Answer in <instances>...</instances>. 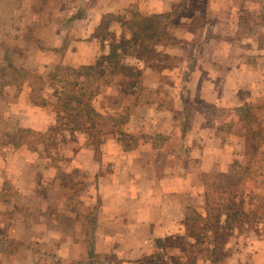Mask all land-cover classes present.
I'll use <instances>...</instances> for the list:
<instances>
[{
  "label": "crops",
  "instance_id": "obj_1",
  "mask_svg": "<svg viewBox=\"0 0 264 264\" xmlns=\"http://www.w3.org/2000/svg\"><path fill=\"white\" fill-rule=\"evenodd\" d=\"M7 1L0 0V15L8 7L4 4ZM120 1L123 0H109L84 15L74 12L60 26L42 23L36 31L33 23L35 39L30 42L23 39V19L19 21L21 28L13 26L19 12L20 19L23 18V8L9 10L4 19L5 29L0 30V66L13 65L21 72L34 69L39 73L57 66L94 64L101 54L110 51V41L103 40L97 34V28L105 17L122 14L124 2L120 4ZM143 1L149 4L148 8L140 7L143 15L165 13L173 5V0ZM127 15L123 17L131 16ZM201 16L204 21L199 30L190 27V22L182 21L180 31L173 32L177 42L160 47L164 53L178 58V64L160 70L135 59L133 64L142 69L140 79L129 86L124 81L108 86L93 101L95 108L105 114L111 112L110 108L106 110L107 104L100 103L115 91L120 94L127 91L133 99L127 102L131 108L123 131L142 133L146 139L127 149L112 135L102 140L100 150L104 152L98 156L93 154L95 145L91 142V145L77 147L67 159L73 170L87 175L88 186L80 193L61 182H55L52 187L46 185L44 173L33 156H22V166L16 168L13 164L19 160V150L15 155L0 152V204L3 205L0 207V264H141V259L153 253L158 239L184 233L187 209L199 197L194 191L202 184L203 175L213 170L210 167L217 166V160L211 156L215 150L222 151L220 148L224 145L218 122L214 127L202 118L196 128L193 123V127L191 123H184L193 115L189 100L193 85L204 83L207 87L201 92H207L209 87L215 91V85L221 83L219 70L227 66L214 57L219 55L217 51L213 52V57L210 54L211 48H224L229 36L219 32L218 23L213 19L220 18L213 13L209 1ZM83 21L87 27H84L86 36L78 38V22ZM45 26L55 29L54 32L44 34L42 28ZM122 30L121 27L117 35ZM14 32L20 41L11 43L8 39L5 42V38ZM193 55L196 62L191 63ZM12 81L13 84L7 81L2 85L5 91L0 95V101L6 93L10 95L11 87L16 88L18 83ZM169 81L174 82L173 91L167 88L172 86L167 85ZM29 85L24 86L15 99L25 104V110L15 113L12 107L13 110L3 113V105H0V133L15 127L8 128L9 116L18 119L20 115L22 119L15 123L20 126L37 130L46 128L44 120L35 121L34 118V113L45 111L46 105L30 101L34 86ZM183 99L186 100L185 107ZM220 99L224 97L217 93L215 106L219 105ZM170 100L174 101L173 105ZM199 113L207 115L205 110H199ZM162 136L165 140L160 142ZM202 137L205 138L203 141ZM28 168L31 172L24 180ZM226 170L220 169V172ZM15 192L16 197L12 198ZM8 211L14 215H9ZM54 245L56 248L52 250L50 247ZM250 249L249 245L243 258H237L235 263L250 264L249 258L261 254Z\"/></svg>",
  "mask_w": 264,
  "mask_h": 264
},
{
  "label": "rangeland",
  "instance_id": "obj_2",
  "mask_svg": "<svg viewBox=\"0 0 264 264\" xmlns=\"http://www.w3.org/2000/svg\"><path fill=\"white\" fill-rule=\"evenodd\" d=\"M155 1L159 2V0ZM207 1H209L210 8H212L215 16L220 18L213 19L214 22L217 21L218 23L219 32H222L224 36H229V40H227L228 43L223 42L227 43V45L223 44L224 48H216V50L211 48L210 54L213 57V52L217 51L216 54L219 55L214 57L219 58V60L223 62V65L225 64L227 66L220 68L218 74L221 77V83L215 85V91L209 87L207 91L209 92V97L207 92H201V90L207 87L206 84L193 85L191 90L192 94L189 96L193 115L191 119H187L184 123L186 122L189 125L191 123V126L193 123L196 128L203 119L204 121L207 120V123H212L214 127H216L214 124L218 122L219 134L224 145L220 148L222 151L219 152L215 150L216 152H213L214 154L211 153L213 154L211 158L217 160V166L210 167L213 168V170L209 172H219L220 169H227L226 171L230 172L233 170L236 161L243 167L250 164L249 171L244 173L245 179L238 187V190L242 192L245 201L244 208L248 216L245 217L246 219L243 225L234 228L231 232L229 231L219 240L216 253L212 254L208 250L198 253L197 249H194L193 251L190 250V255L188 256L190 259L191 257L196 258L195 256L197 255L196 264H209L208 262H210V264H236L237 258H243L245 252H247L245 250L250 245V248H252L250 250L261 252L256 258H249L250 264H264V0H173V5L170 10L167 11L171 13V30L173 32H179V28H181L180 23L182 21L190 22V27L199 30L203 25L204 19L201 14L207 6ZM105 2H109V0H90V2L86 1L84 3L81 0H8L4 2L8 7H5L1 13L4 18L1 19L0 15V30L5 29L6 23L4 19L7 18L5 15L9 13V10L15 9V7H17L16 9L23 8V18L20 19L21 15H19V12L13 26L21 28L22 23H19V21L23 19V23L25 24L24 33L22 34L24 37L23 39L30 42L35 39L33 35L35 26L36 31L38 25L42 23H46V25L57 24V26H60V24H63L67 20L68 15L74 12H77V14L83 13L84 15L87 11L95 8V6H103ZM123 2L122 11L120 12L122 14L115 13L117 15L113 14L110 17L111 19H109L110 25L108 30L112 29V33L115 35L118 34V31L121 32L122 23L120 20H122L124 15H132L138 12L140 7H149V4H145L143 0H123L120 1V4ZM33 23L35 26H33ZM78 23V38H83L86 36V30L84 28L86 27L85 21ZM236 29L238 30L237 33L235 32ZM54 30L55 29L47 28L46 26L42 28V32L47 35L53 33ZM234 33L237 35L236 39L233 38ZM15 34L16 32L10 36L8 35V38H5V42L8 39H10L9 42L11 43H14L16 40L20 41V38ZM5 35H7V33ZM33 48H35V46ZM8 61L10 62V60ZM125 61L132 64L135 59L129 56ZM52 70L53 69H45L38 73L34 69H26L23 72L24 75L21 77L16 72L13 65L12 67L10 65L6 68L0 66V95L4 94L3 91H5V89L2 85L8 80H14L18 83L16 84V88L11 87L10 95L8 96V93H6L5 97H3L4 100L0 101V105H3L1 106L3 113L13 110L11 109L12 107H14L15 113H20L22 110H25V104L16 102L15 99H17V96L23 90L24 86H30L29 84L33 86L31 82H35L34 95L31 93V98L33 97V99L37 101L30 100L33 101V104L42 105L40 103L43 100V96L49 99V104H46L45 111L34 113L35 121H45L46 128L43 130L15 124L22 119L19 114L18 119H15L13 116L8 117V128L9 126L15 127H11L12 129L10 128L7 132L16 133L18 136H24L27 142L21 146H16L11 143L13 142L12 140L4 137L5 133H0V152H4L5 154L13 153L15 155L19 150V160L13 164L16 168H18V166L21 168L22 163L20 165V161H22V156H33L32 159L38 162L36 164L39 166L41 172L44 173L43 176L46 185L52 187L55 185V182H61V184L67 185L70 189L80 193L81 190L88 186L87 182L89 181L87 180V175L81 173L77 169L73 170V168L69 166L67 159V157L73 154V151H75L77 147L91 145V143H93V145H95L93 146V154L98 156L102 155L104 152L103 149L102 151L100 150L102 140L108 139L112 137V135H114L115 138L117 137V140L120 138L125 148L128 145L133 148L146 138L142 133H135L132 134V137L124 138L121 137L120 132L105 131L97 135L99 140L95 143L92 139L93 137L90 136L91 134L87 133L77 134L73 138L68 131H59L55 134L51 133V126L55 125L58 120L57 115L61 114L59 111L62 112L64 109L61 103L59 106H56L58 100L57 96H52L53 88L51 86H47L45 90H41L39 89L40 85L36 84V82L38 79H42L50 83V81L45 80V78ZM27 71H29V73H26ZM206 73L207 72L203 73L204 78ZM122 81H124V79L120 76L108 83H103L95 99L101 96L108 86L115 85V83L118 82L121 84ZM27 82L28 84H26ZM167 85H172L167 88L173 91L172 87H174V82L169 81ZM124 93H127V91L123 90L121 93L122 96L119 92L115 91L100 103L101 105L104 103L107 104L106 110L110 108L109 111L111 112L106 111V119H104L105 124L98 126V130L112 129L115 127L113 119L122 121L128 115L131 107L127 102H131L133 97L129 93L123 95ZM217 93L221 96L223 95L224 99H220L219 105L217 106L216 104L215 106L214 102L216 103V101L214 100L216 99ZM165 101L167 102L168 99ZM172 102L174 101L170 100V105H173ZM245 107L247 109H245ZM199 110H205L207 115L204 116L200 114ZM0 112L2 111L0 110ZM66 114V112L62 113L63 116H66ZM123 127L120 129L123 130ZM185 127H188V125H185ZM21 128L32 129L36 134L18 133ZM42 134H49V136L43 138ZM203 134H205V132ZM163 139L165 140V137L162 136L159 141L161 142ZM204 139L205 138L202 137L201 141ZM56 140L58 144L52 145ZM235 170H237V168ZM25 172L26 175L24 180H26L31 171L28 168ZM201 182L202 184L194 191V195L197 196L199 194V197H196L190 206L201 207L204 204L203 194H205L206 189L203 177L201 178ZM45 184L43 186H45ZM16 186L17 185L14 187ZM15 195L16 192L11 195V197H16ZM95 204H97V202ZM0 207H3V205L0 204ZM0 211H2V209H0ZM93 212H95V210ZM8 213L11 216L14 215L12 211H8ZM85 213H87V211ZM184 234L185 228L182 235ZM209 234L211 233L209 232ZM243 245H245V247ZM207 246L209 250L214 247L212 239L208 240ZM50 248L54 250L56 247L54 245ZM157 251L151 254L155 256L157 264H165V262L167 264H177L172 260V253H168L164 255V257L159 258L161 251ZM173 254L178 255L179 253ZM238 254L242 256L236 257ZM144 258V263L150 264L152 257L150 258V255H148V257L145 256ZM187 259V257H182L178 264H182V262L187 261ZM245 260L246 259L241 262ZM205 261H207V263Z\"/></svg>",
  "mask_w": 264,
  "mask_h": 264
},
{
  "label": "trees",
  "instance_id": "obj_3",
  "mask_svg": "<svg viewBox=\"0 0 264 264\" xmlns=\"http://www.w3.org/2000/svg\"><path fill=\"white\" fill-rule=\"evenodd\" d=\"M109 17H105V20L97 28V34L103 40L110 41L108 54H101L97 61L90 65L57 66L45 78L50 83L42 79L37 80L36 84L40 85L39 89L45 90L47 86L53 88L52 96H57L58 100L56 106L61 103L64 109L62 112L59 111L61 114L57 115V122L51 126V133L68 131L72 138L77 134L87 133L91 134L90 136L93 137L95 143L99 140L97 135L105 131L120 132L121 137L124 138L132 137V134H127L120 129L127 123L129 114L122 121L113 119L116 130L114 128L98 130V126L104 125V119H106L105 114L99 112L93 105L95 97L101 90V85L120 76L123 77L128 86L140 79L142 69L133 63L126 62L125 59L129 56L149 64V66H156L160 70L178 64V58H174L160 49L162 46L177 42L171 30L170 12L143 15L138 11L130 17H122L120 21L123 30L120 35H115L108 30ZM190 61L191 63L196 62V56L190 57ZM15 70L21 77L24 75L19 69L15 68ZM7 83L13 84V81L8 80ZM31 83L34 86L35 82ZM176 90H179V86H176ZM180 91L182 92L181 89ZM32 93L34 95V87ZM182 97L184 98L183 94ZM32 100L37 102L33 97ZM48 100L43 96L40 104L46 105ZM185 101L183 99L184 107ZM245 109L247 108L245 107ZM64 112L67 113L66 116L62 115ZM18 133L36 134L32 129L25 128H21ZM46 136L49 134H42L43 138ZM4 137L12 140L11 143L16 146H21L27 142L24 136H18L16 133L6 132ZM118 140L121 141L120 138ZM56 144H58L57 140L52 145ZM126 148L130 149L132 146L128 145ZM236 168L237 170H235ZM249 169L250 164L243 167L236 161L233 170L230 172L205 173L203 175L206 189L204 204L201 207L189 206L187 209L183 221L185 234L177 233L158 239L153 252L160 250L159 258L172 253V260L177 264L180 263L179 260L182 257L188 258L182 264H196L197 255L196 258L191 257L189 259L190 250L197 249L198 253L204 250H208L212 254L216 253L219 240L229 231L231 232L234 228L243 225L245 217L248 216L244 208L245 201L242 192L238 190V187L245 179L244 173L248 172ZM209 239H212V243H214V247L210 250L207 246ZM150 258V264H157L154 255H150ZM144 259H141V264H145ZM165 264L167 263L165 262Z\"/></svg>",
  "mask_w": 264,
  "mask_h": 264
}]
</instances>
